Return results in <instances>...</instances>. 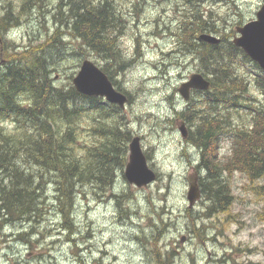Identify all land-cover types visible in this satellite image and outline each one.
<instances>
[{
    "label": "rangeland",
    "instance_id": "rangeland-1",
    "mask_svg": "<svg viewBox=\"0 0 264 264\" xmlns=\"http://www.w3.org/2000/svg\"><path fill=\"white\" fill-rule=\"evenodd\" d=\"M2 1L0 18L3 17L2 5L10 1L18 20L17 29H12H16L12 38L6 37L10 24H0L3 58L10 60L15 54L14 57L21 56L27 62L30 52L24 53L23 49L45 42L55 31L53 17L57 15V0ZM109 1L114 17L124 23L119 29L114 28V39L117 51L127 61L114 62L123 69L120 73L114 72L113 78L128 94L124 108L117 106L119 110L114 111L115 118L122 119V126L129 124L128 128H133V136H141L143 150L152 166L149 165L150 168L156 173V179L146 186L137 187L127 181L123 172L118 171L104 193L83 187V192L75 200L72 215L75 230L68 238L66 232L60 231V220L54 208H50L39 223L33 219L26 223H2L0 264H119L123 257L128 256H138L142 261L146 257L147 263H155L157 245L155 248L151 244L141 247L132 240L142 229L145 235H149L150 222H158L159 216L165 222H171L167 223L162 237L166 243L163 250L171 249V261L177 264H204V258H222L224 255L234 260V263L229 260L227 264H245L246 259L248 264H264V174L250 180L246 173L232 170L233 173L228 175L231 186L229 208L223 214L204 216L205 209L202 208L205 200L202 197L191 209L188 208V175H201L196 164L201 162L209 165L211 162L224 161L237 151L230 133L212 140L210 148L201 151L202 148L192 139L194 129H204L205 125L202 119L193 117L188 121L185 116L188 107L198 115H210L205 101L206 91L194 90L187 100L176 92L179 84L199 69L196 57L192 53H184L185 46H189V37L178 31V23L183 24L185 16H196L197 13L220 18L222 29L217 33H206L219 37L220 42L222 39L231 42L238 23L241 21L242 25L252 19L264 0ZM123 14H126L125 17ZM60 31L65 38L63 40H72L65 27L60 28ZM75 43L67 44L66 48L60 46V50L52 46L49 60L57 64V70L50 73L54 84L71 83L84 58H89L99 66L106 64L107 60L103 56L85 47L81 50ZM230 65L236 79L242 83L249 78L254 85L253 79L262 73L254 62L240 55L234 57ZM109 67L114 70L113 65ZM204 75L206 78L211 76ZM253 85L246 83L245 91L236 90V104L245 99L250 104L254 103V99H263ZM101 102L107 104L103 100ZM235 105H231L233 107L227 116L238 128L246 122V116L241 105ZM9 122L7 120L6 125ZM228 122L224 120L217 124L227 125ZM182 123L186 131L190 132L189 138H184L180 133L179 126ZM107 136L114 135L106 132L101 140L107 141ZM85 140L90 143L91 137L86 135ZM96 141L100 142L99 139ZM238 144L240 149L241 145ZM252 167L257 165L252 164ZM108 193L124 196L120 202H116ZM194 220L195 227L196 223L204 227L200 236L194 233ZM33 226L35 232L28 237L31 242H23L19 233L30 231ZM182 235L185 236L183 240ZM165 258L163 254L164 261H167Z\"/></svg>",
    "mask_w": 264,
    "mask_h": 264
},
{
    "label": "trees",
    "instance_id": "trees-1",
    "mask_svg": "<svg viewBox=\"0 0 264 264\" xmlns=\"http://www.w3.org/2000/svg\"><path fill=\"white\" fill-rule=\"evenodd\" d=\"M110 7L109 0H57L55 5L57 15L53 17L56 22L55 31L52 35L45 42L26 48L24 53L30 52L27 62H24L21 56L14 58L15 54L12 55V60H8L6 73L4 72L0 78L2 85H0L2 87L0 88V213L3 212L0 219L3 221L0 225L5 221L26 223L31 219L39 223L48 214L49 209L54 208L60 220V231L66 232L68 238L75 230L72 215L75 200L83 192V187H90L104 193L117 170L123 172L130 129L126 125L125 127L121 125L122 119L116 122L114 111L119 110L117 105L112 103L104 105L101 102L102 98L84 95L78 92L70 82L64 86L54 84V78L50 74L57 70V64L54 62L51 64L49 60L52 46L55 45L56 49H59L61 45L66 48L67 44H74L75 41V45L81 50L85 47L87 50L90 49L101 56L108 57L105 58L106 64L100 68L119 88L113 73L120 72L123 68L117 67L114 62L127 63V61L116 49L114 28L119 29L124 23H121L120 18L114 17L113 12L109 10ZM9 14L8 12L6 16L0 18L1 25H12L10 20L17 21L16 15L11 17ZM93 20L98 21L94 24ZM185 20L183 24L177 25L178 31L189 37L187 40L189 46H185L184 53H192L196 57L199 72L211 75L210 87L205 92L206 106L210 115H198L195 110L188 107L185 116L188 121L193 117L202 119L204 129L195 128L192 140L205 151L210 148L214 134L225 126L224 123H217L224 122L229 117L227 115L233 107L231 105L236 104V90L245 91L246 83L253 85L249 78H246L244 83L237 80L230 64L237 55L248 61L250 59L230 40L222 39L219 44L197 40L201 32L217 33L222 29L220 18L191 14L185 16ZM62 27L66 28V33L72 38L70 42L63 40L65 38L60 31ZM87 42L88 44L85 45ZM98 42H101V46ZM105 42L109 43L105 44ZM254 64L258 67L256 63ZM110 65L114 66V70L110 69ZM233 78L234 81L231 82ZM254 86L263 99H254L253 104H250L247 99L237 103L241 105L246 116V122L242 124V127H238V131L231 119L227 124L229 126L227 133L233 135L236 140L233 147L237 152L224 161L211 162L209 165L203 164L204 168L200 167L202 175L199 178V186L201 197L205 200V206L202 208L205 209L204 216L223 214L229 208L231 186L228 175L233 173L232 170L246 173L250 180L264 174L263 72L254 80ZM7 120H10L8 125H6ZM106 132L114 136H107V141H102ZM86 135L91 137L90 143L85 140ZM239 138L244 140L240 144V149ZM239 160L245 161L248 166L236 167ZM252 164H256L257 167H252ZM108 195H112L116 202H120L124 196V194L109 193ZM166 225L167 223L163 222V218L159 216L158 222H150L149 235H145L142 229L141 233L136 234V238L132 240L134 244H140L141 247L151 244L155 248L157 245L155 264H166L163 254L168 262H171L173 255L171 249L163 250L166 243L163 242L162 237ZM193 226L194 233L200 236L204 230L203 225L196 223L195 227L194 220ZM34 232L33 226L30 231L20 232L19 236H22L23 242L29 243L31 240L28 237Z\"/></svg>",
    "mask_w": 264,
    "mask_h": 264
},
{
    "label": "water",
    "instance_id": "water-1",
    "mask_svg": "<svg viewBox=\"0 0 264 264\" xmlns=\"http://www.w3.org/2000/svg\"><path fill=\"white\" fill-rule=\"evenodd\" d=\"M237 34L232 38V42L240 47L252 61L256 62L264 71V4H261L255 13V17L235 27ZM198 40L208 43H218L219 37L210 33H201ZM72 85L75 89L87 96H100L106 101L117 104L124 108L127 97L122 92L116 90L108 76L90 59L81 61L76 74L72 78ZM210 85L201 73L190 74L186 81L178 86L179 94L186 100L189 98L190 90H207ZM180 133L186 137L184 124L179 126ZM124 176L129 183L137 187L146 186L155 180V172L148 166L146 157L142 152L138 136L133 137L129 142L128 160L124 167ZM189 182L187 199L189 207L200 196L196 182ZM184 236L182 237V240Z\"/></svg>",
    "mask_w": 264,
    "mask_h": 264
},
{
    "label": "flooded vegetation",
    "instance_id": "flooded-vegetation-1",
    "mask_svg": "<svg viewBox=\"0 0 264 264\" xmlns=\"http://www.w3.org/2000/svg\"><path fill=\"white\" fill-rule=\"evenodd\" d=\"M198 14L199 13H197L196 14V16H198ZM124 15H126V14H123V16ZM125 17V16H124ZM2 54H3V50H2V47H0V75L2 76L3 74H4V72H5V70H6V67H7V64H6V62H5V59L4 58H2ZM4 60V61H3ZM2 64V65H1ZM3 66V67H2ZM192 95H193V93H191ZM126 127L128 128L129 127V124H127L126 125ZM186 127V126H185ZM130 129V133H129V139H128V141L131 139V137H132V135H134L133 134V128H129ZM236 129V131H238V128H235ZM186 133H187V138H189V135H190V132H187L186 131ZM215 135V134H214ZM140 136V135H139ZM241 140L242 139H238V143L239 142H241ZM128 141H127V143H128ZM143 141V139L141 138V136H140V143ZM141 147H142V151H143V153H144V155H145V157H146V159H147V156H146V154H145V151L143 150V146H142V143H141ZM200 149V148H199ZM201 150V149H200ZM201 151H203V150H201ZM232 152H233V149H232ZM125 157H126V160H127V151H126V155H125ZM212 157H214L213 155H212ZM147 161H148V164L151 166V164L149 163V160L147 159ZM202 163L200 162V164L199 165H197V166H195L196 167V169L197 170H199V171H201V169H200V165H201ZM248 163H245V162H243V163H241V164H239V163H237V165H240V166H242V165H247ZM125 165V164H124ZM248 166V165H247ZM152 167V166H151ZM154 169V168H153ZM201 175H202V171H201ZM201 175H196V174H192V175H188L189 176V178H188V180L189 179H191L192 181H194V182H196V183H199V178H200V176ZM0 215H2V212L0 213ZM2 217L0 216V219H1ZM4 218V217H3ZM131 249H133L132 247H130ZM224 252L226 253V250H224ZM211 253V252H210ZM212 254V253H211ZM227 254V253H226ZM145 258V263L144 264H155V263H153V262H150V263H147L146 261H147V258L146 257H144ZM205 262H204V264H227L228 263V261L229 260H231L233 263H234V260L233 259H230V258H228V257H225V255H224V257H222V258H218V257H211V256H209L208 258H204L203 259ZM144 261H142L141 260V258H139L138 256H128V257H123L122 259H121V262H119V264H122V263H127V264H133V263H135V264H143V262ZM164 263H166V264H177V263H175V262H173V261H171V262H168V261H164ZM237 264H241L240 262H238ZM245 264H248V259H246V262H245Z\"/></svg>",
    "mask_w": 264,
    "mask_h": 264
},
{
    "label": "bare ground",
    "instance_id": "bare-ground-1",
    "mask_svg": "<svg viewBox=\"0 0 264 264\" xmlns=\"http://www.w3.org/2000/svg\"><path fill=\"white\" fill-rule=\"evenodd\" d=\"M1 1L2 0H0V3H1ZM3 2V1H2ZM6 2V1H5ZM88 3V2H87ZM86 3V4H87ZM22 4V6L24 7V5H23V3H21ZM1 5V4H0ZM90 5V4H89ZM97 6H98V4H97ZM2 7H3V9H1V10H3V12L1 13V16H6V14L9 12L10 14H11V17L12 16H14L15 15V8H13V6H12V4H11V2L9 1V3H7V4H3L2 5ZM41 7V6H40ZM90 7H92V6H90ZM86 8H87V6H86ZM92 8H95V7H92ZM101 8V7H100ZM84 9V8H83ZM102 9H103V6H102ZM102 9H100V10H102ZM20 10V9H19ZM23 10V9H22ZM46 10V9H45ZM92 10V9H91ZM96 10V9H95ZM99 10V11H100ZM110 10V9H109ZM37 11V10H36ZM94 11V10H93ZM103 11V10H102ZM19 12V11H18ZM22 12V11H21ZM41 12V11H40ZM86 12V11H85ZM96 12H97V14H98V11L96 10ZM20 13V12H19ZM23 13V12H22ZM37 13V12H36ZM45 13V12H44ZM87 13V12H86ZM100 13V12H99ZM9 14V15H10ZM93 14V13H92ZM101 14V13H100ZM103 14V13H102ZM19 15V14H18ZM22 15V14H21ZM25 14H23V16H24ZM91 15V14H90ZM37 16V15H36ZM35 16V17H36ZM83 16V15H82ZM92 16V15H91ZM102 16V15H101ZM39 17V16H38ZM44 17H45V15H44ZM95 17H97L96 15H95ZM103 17V16H102ZM29 18V17H28ZM34 18V17H33ZM37 18V17H36ZM85 19L87 18V17H84ZM35 19V18H34ZM42 19H44V18H42ZM91 19H93L92 17H91ZM98 20H99V18H97ZM3 20H4V18H3ZM10 20V19H9ZM39 20V19H38ZM97 20V21H98ZM103 20V19H102ZM5 21V20H4ZM3 21V22H4ZM11 22H12V25H11V30H10V34H9V38H12L13 37V35H14V33L16 32V29H17V25H18V23H16V22H18V20L16 21V20H10ZM20 21V20H19ZM31 21H33V20H31ZM48 21V20H47ZM92 21V20H91ZM97 21H94L93 20V22H94V24H95V22H97ZM86 22V21H85ZM89 22V21H88ZM211 22H215V21H211ZM7 25V24H6ZM5 25V26H6ZM1 26V25H0ZM86 26H88L87 24H86ZM85 26V27H86ZM90 26V25H89ZM88 26V27H89ZM94 26V25H93ZM16 27V29H14V30H12L13 28H15ZM91 28H93V27H91ZM7 29V28H6ZM90 29V28H89ZM88 29V30H89ZM4 31H6V30H4ZM95 31V30H94ZM86 32V31H85ZM92 32V31H91ZM87 33V32H86ZM94 33V32H93ZM52 35V34H51ZM89 35H90V33H89ZM84 36V35H83ZM86 36V35H85ZM91 36V35H90ZM88 37V36H87ZM81 38V37H80ZM84 38V37H83ZM86 38V37H85ZM84 38V39H85ZM89 38V37H88ZM94 38H95V36H94ZM99 38V37H98ZM91 39V38H90ZM89 40V39H88ZM110 40V39H109ZM61 41V40H60ZM94 41V40H93ZM92 41V42H93ZM98 41V40H97ZM50 42V41H49ZM91 42V44H93ZM110 42V41H109ZM108 42V43H109ZM60 43V42H59ZM64 43V42H63ZM83 43V42H82ZM99 43V42H98ZM108 43H106L105 42V44H108ZM62 44V43H61ZM71 44V43H70ZM85 44V43H84ZM88 44V42L85 44V45H87ZM101 44V42L99 43V45ZM222 44V43H221ZM50 45H52V44H50ZM90 45V44H89ZM88 45V46H89ZM95 45H97V43L95 44ZM62 46V45H61ZM92 46V45H91ZM101 46V45H100ZM105 46H108V45H105ZM113 46H114V44H113ZM116 46V45H115ZM54 47V46H53ZM68 47V46H67ZM93 47V46H92ZM91 47V48H92ZM201 47V46H200ZM59 48H60V46H59ZM62 48V47H61ZM89 48V47H88ZM96 48V47H95ZM103 48V47H102ZM56 49V48H55ZM99 49V48H98ZM110 49V48H109ZM60 50V49H59ZM62 50V49H61ZM68 50V49H67ZM107 51H108V49H106ZM23 51H26V49H23ZM57 51V50H56ZM113 52V51H112ZM105 53V52H104ZM117 53V52H116ZM115 54V53H114ZM101 55V54H100ZM104 55V54H103ZM106 55V54H105ZM118 55V54H117ZM111 56V55H110ZM113 56H115V55H113ZM17 57V56H16ZM104 57V56H103ZM112 57V56H111ZM15 58V57H14ZM18 58V57H17ZM16 58V59H17ZM110 58V57H109ZM116 58V57H115ZM11 60L13 59V58H10ZM104 59H105V57H104ZM9 60V59H8ZM115 60V59H114ZM4 61V60H3ZM10 61V60H9ZM111 61V60H110ZM9 64V63H8ZM52 64V63H51ZM2 65V64H1ZM3 67V66H2ZM1 71V70H0ZM8 73V72H7ZM3 76V75H2ZM34 81V80H33ZM55 83V82H54ZM1 85V84H0ZM51 85V84H50ZM2 86V85H1ZM64 86V85H63ZM0 88H2V87H0ZM62 88V87H61ZM47 93V92H46ZM44 96H46V95H44ZM46 98H47V96H46ZM48 99V98H47ZM46 99V100H47ZM52 100V99H51ZM216 101V100H215ZM217 104V103H216ZM46 105V104H45ZM47 106V105H46ZM31 109V108H30ZM32 109H34V108H32ZM36 112V111H35ZM34 112V113H35ZM41 111H39V113H40ZM41 114V113H40ZM39 114V115H40ZM38 116V115H37ZM41 116V115H40ZM39 116V117H40ZM27 118H29V117H27ZM227 121H229V123H230V120L227 118ZM111 122V121H110ZM116 122H117V120H116ZM124 126V125H123ZM125 127V126H124ZM229 126H227V125H225V126H223L219 131H217L216 133H215V135L212 137L213 139L212 140H216V139H219V138H221L222 136H224L225 134H227V130H229V128H228ZM123 128V127H122ZM75 131V130H74ZM116 132V131H115ZM118 133V132H117ZM120 133V132H119ZM126 134V133H125ZM92 141V140H91ZM124 141V140H123ZM126 141V140H125ZM195 145V144H194ZM100 147V146H99ZM90 148V147H89ZM125 149V148H124ZM93 150V149H92ZM85 151H88V150H85ZM93 151H95V150H93ZM103 151V150H102ZM96 152V151H95ZM100 152V151H99ZM92 153H94V152H92ZM123 153V152H122ZM97 154V153H96ZM102 154V153H101ZM121 154V153H120ZM88 155V154H87ZM90 155V154H89ZM99 155V154H98ZM98 155H97V157H98ZM92 156V155H91ZM106 157H107V155H105ZM121 156V155H120ZM87 157V156H86ZM92 157H94V156H92ZM121 158H122V156H121ZM86 159V158H85ZM99 159V158H98ZM101 159V158H100ZM105 159V158H104ZM107 159V158H106ZM86 161V160H85ZM90 161V160H89ZM96 161V160H95ZM88 162V161H87ZM107 162V161H106ZM92 163H93V161H92ZM98 163H100V162H98ZM111 163V162H110ZM102 164V163H101ZM86 165H87V163H86ZM94 165V164H93ZM106 166V165H105ZM201 166V165H200ZM91 167V166H90ZM116 168V167H115ZM116 169H118V168H116ZM115 169V170H116ZM201 169V168H200ZM204 171V170H203ZM94 172V171H93ZM117 172H118V170H117ZM118 175H120V174H118ZM114 180V179H113ZM122 180V179H121ZM120 180V181H121ZM118 181H119V179H118ZM84 185V184H83ZM125 199V198H124ZM51 201V200H50ZM223 208V207H222ZM225 208V207H224ZM191 209V208H190ZM218 209H220V208H218ZM186 210H188V209H186ZM3 213V212H2ZM151 214V213H150ZM149 214V215H150ZM1 217H2V215H0ZM3 221V220H2ZM2 221H0V222H2ZM163 222H165L164 220H163ZM6 223V222H5ZM165 223H168V224H170L171 222H170V220H166V222ZM2 224V223H1ZM13 224H14V222H13ZM12 224V225H13ZM4 225V224H3ZM4 229V228H3ZM2 230V229H1ZM10 235V234H9ZM13 235V234H12ZM60 235V234H59ZM6 241H8V240H6ZM70 241V240H69ZM9 242V241H8ZM7 242V243H8ZM11 242V241H10ZM1 243V242H0ZM5 243V242H4ZM3 244V243H2ZM19 244V243H18ZM17 245V244H16ZM164 245V244H163ZM21 246V245H20ZM10 247V246H9ZM8 250H9V248H8ZM4 252V251H3ZM9 253V252H8ZM7 253V254H8ZM6 254V255H7ZM5 255V254H4ZM10 255H13V254H10ZM15 255V254H14ZM3 257V256H2ZM18 257V256H17ZM174 260V259H173Z\"/></svg>",
    "mask_w": 264,
    "mask_h": 264
}]
</instances>
